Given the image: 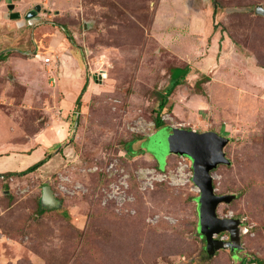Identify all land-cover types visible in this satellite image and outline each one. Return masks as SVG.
I'll use <instances>...</instances> for the list:
<instances>
[{
    "label": "rangeland",
    "instance_id": "rangeland-1",
    "mask_svg": "<svg viewBox=\"0 0 264 264\" xmlns=\"http://www.w3.org/2000/svg\"><path fill=\"white\" fill-rule=\"evenodd\" d=\"M258 4L264 0H0V155L10 162L32 142L41 147L32 165L47 157L35 171L0 182V264H236L237 253L203 250L192 179L148 185V170H173L184 155L172 145L180 134L172 126L230 139V165L210 174L217 194L236 197L217 213L240 217L248 229L238 256L264 260ZM36 6L42 10L24 24ZM34 49L52 65L30 55ZM185 65L191 72L173 88L172 110L155 129L172 85L169 68ZM205 76L198 94L195 83ZM22 165L12 173L30 167ZM45 185L61 206L40 214Z\"/></svg>",
    "mask_w": 264,
    "mask_h": 264
},
{
    "label": "water",
    "instance_id": "water-1",
    "mask_svg": "<svg viewBox=\"0 0 264 264\" xmlns=\"http://www.w3.org/2000/svg\"><path fill=\"white\" fill-rule=\"evenodd\" d=\"M10 8L12 7L9 6ZM39 10L34 7L33 10L23 15L22 20L30 25V18H33V13ZM256 15L264 17V6L258 4L254 10ZM21 14L19 12L10 13V19L18 20ZM20 24V21L18 22ZM175 131H179L173 142L174 149L178 155H186L193 165L192 181L199 190L198 206V221L197 232L204 239V249L209 252L216 253L218 251H228L230 254H235V251H245L241 243V228L244 225L240 217H221L217 213V208L220 204L231 203L236 195L217 194L213 188V177L210 174L220 165H230L229 159L225 154V147L230 142V139L213 130L204 132H195L190 130L173 127ZM183 155V156H184ZM6 193H9L7 190ZM40 205L46 209H56L61 206L60 201L55 197L50 186L45 185L41 189ZM227 234L225 240H221L215 235ZM236 259V254L233 255Z\"/></svg>",
    "mask_w": 264,
    "mask_h": 264
},
{
    "label": "trees",
    "instance_id": "trees-1",
    "mask_svg": "<svg viewBox=\"0 0 264 264\" xmlns=\"http://www.w3.org/2000/svg\"><path fill=\"white\" fill-rule=\"evenodd\" d=\"M61 30H64V34L68 35L69 32L65 30L64 26L61 25ZM68 40L72 41V38L70 37V35H68L67 37ZM34 54V53H33ZM179 72V74H175V72ZM191 72V69L189 67V65H185L184 67H179V66H172L169 68V77L172 80V85L170 87L169 90H167L166 92H164L161 96V103L159 105V109L156 111V116L154 118V124H155V129H157L158 127L162 126L164 124L161 114L164 110H166L167 112H171L172 110V104L168 105V96L171 94L173 88H175L178 85H181L186 76ZM209 80V78L207 76L203 77L202 79H200L199 81H197L195 83V91L198 94H202L203 90L201 85L205 82H207ZM87 85H88V81L87 78L84 79V83L80 89V93L78 94L75 103L77 104V107H79L80 105V101H81V97L83 96V94L85 93L86 89H87ZM47 157L44 158L43 160L33 164L32 166L28 167L27 169H25L24 171H20V172H9L6 173L7 177H22L28 173H31L33 171H35L37 168H39L45 161H46ZM3 184H8V181L2 182ZM4 189H8L7 186L4 187ZM4 190V191H6ZM37 207L39 208V212L40 214H43L44 212H47L49 209H45L42 208V206L40 205V203H38ZM239 264V263H237ZM240 264H264V260H261L255 256H251L250 254L247 253V257L245 260H243Z\"/></svg>",
    "mask_w": 264,
    "mask_h": 264
},
{
    "label": "built area",
    "instance_id": "built-area-1",
    "mask_svg": "<svg viewBox=\"0 0 264 264\" xmlns=\"http://www.w3.org/2000/svg\"><path fill=\"white\" fill-rule=\"evenodd\" d=\"M33 56L35 59L42 61L44 64H48L51 62L50 57L41 56L38 52H34ZM153 125L155 127L154 123H153ZM177 158H178V160L176 162V167L173 170H170V171L165 172V173H163V171H160V170L154 169V168H152L151 170H148L147 173L151 174L149 177L150 180L148 182V185H153L152 180L162 181L163 179H168L171 183H175V184H177V183L186 184L187 182H191L192 172H191L190 160L188 158H186L185 156H179ZM113 167H114V164L111 163L109 165V167L107 168V172H109ZM11 180H12V177H7L4 174H0V182L11 181ZM195 189H196V191H199L196 186H195ZM245 231L248 232V229L246 228L244 230V232ZM215 237H217L221 240H225L227 238V236L225 234L218 235V236L215 235Z\"/></svg>",
    "mask_w": 264,
    "mask_h": 264
},
{
    "label": "crops",
    "instance_id": "crops-1",
    "mask_svg": "<svg viewBox=\"0 0 264 264\" xmlns=\"http://www.w3.org/2000/svg\"><path fill=\"white\" fill-rule=\"evenodd\" d=\"M53 46H55V45H53ZM34 52H38V51H36L35 49L34 50H32V51H30V55L32 54V53H34ZM44 56H47V57H50L49 56V54H45ZM66 56V55H65ZM66 57H68V56H66ZM52 58V57H51ZM59 60H61V58H60V56H59ZM41 63L42 64H44L42 61H41ZM45 65V64H44ZM52 65V63L50 62V63H48V66L47 67H49V66H51ZM74 65L75 66H78V68H80L79 70H81V67H80V65L78 64V63H75L74 62ZM60 71H62V68L60 69ZM66 72H68V71H66ZM77 72H78V70H77ZM76 74V73H75ZM58 76V75H57ZM72 76V75H71ZM75 75L73 74V79H71L70 78V80H74V79H79V75L77 74L76 75V78L74 77ZM64 80H66V79H64ZM82 79H79V80H76V81H78V85L79 86H81V81ZM66 81H69V80H66ZM54 82L56 83V79L54 78ZM59 82V81H58ZM61 82V81H60ZM78 86V87H79ZM6 146H11V143L9 144V143H7L6 144ZM24 147V146H23ZM23 147H21V148H19L20 150H15L14 152H16L14 155H16V158L14 157L13 158V160L12 161H7V158H9V156H7V158H6V156H4V155H0V172H6V173H9V172H12L11 170H14V169H17V170H19L20 169V167L21 166H23L22 164H26L27 166H31L32 165V163H34L36 160H38L39 159V157H40V155H41V153H40V151H39V149L41 148L40 146H33L32 145V142H31V145H30V147H27V146H25L24 148ZM27 148H31V149H33L32 151H31V149H27ZM2 151H4V150H2ZM29 151H31L30 152V154L29 153H27V152H29ZM145 155L144 156H146V157H148V158H150L152 161H154L148 154H146V153H144ZM15 178H17V177H15ZM7 191V190H6ZM6 191H4L5 192V194H8V193H6ZM9 191V190H8Z\"/></svg>",
    "mask_w": 264,
    "mask_h": 264
},
{
    "label": "flooded vegetation",
    "instance_id": "flooded-vegetation-1",
    "mask_svg": "<svg viewBox=\"0 0 264 264\" xmlns=\"http://www.w3.org/2000/svg\"><path fill=\"white\" fill-rule=\"evenodd\" d=\"M36 7H38L39 8V10L38 11H41L42 10V8H40L39 6H36ZM256 7V6H255ZM254 10H255V8H254ZM36 12V14H34L33 13V18H35V16L36 15H38V13H40V12ZM255 13V12H254ZM246 228H245V226H242V228H241V237H242V235H245L246 234V232L247 231H245L244 232V230H245ZM205 242H203V244H204ZM203 250H204V245H203ZM228 252V251H227ZM235 253H237L236 254V256H237V262H236V264L237 263H241L243 260H245L246 259V257H247V252H245V253H243L242 255H240V256H238V254H240V253H238V251H235ZM228 254H229V252H228Z\"/></svg>",
    "mask_w": 264,
    "mask_h": 264
},
{
    "label": "clouds",
    "instance_id": "clouds-1",
    "mask_svg": "<svg viewBox=\"0 0 264 264\" xmlns=\"http://www.w3.org/2000/svg\"><path fill=\"white\" fill-rule=\"evenodd\" d=\"M6 175V174H5ZM223 234H225V233H223ZM220 235H222V234H220ZM226 236H227V234H225ZM218 236V235H217Z\"/></svg>",
    "mask_w": 264,
    "mask_h": 264
}]
</instances>
